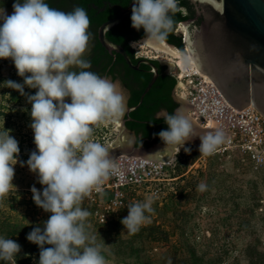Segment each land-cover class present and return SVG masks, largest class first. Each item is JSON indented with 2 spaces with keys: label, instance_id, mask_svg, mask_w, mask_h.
Listing matches in <instances>:
<instances>
[{
  "label": "clouds",
  "instance_id": "1",
  "mask_svg": "<svg viewBox=\"0 0 264 264\" xmlns=\"http://www.w3.org/2000/svg\"><path fill=\"white\" fill-rule=\"evenodd\" d=\"M12 9L8 14L0 6V60H11L23 82L8 80L4 85L26 95L31 104L30 128L36 150L20 163L37 175L42 191L33 186L32 199L50 214L26 239L40 250L38 264H107L95 238L86 232L84 221L90 212L81 204L115 171L108 149L91 137L94 126L124 117L126 90L120 81L90 70V19L84 8L63 11L47 0H14ZM182 11L178 0H132L131 27L143 29V43L159 46L173 30V15ZM26 87L35 89V94H26ZM188 112L186 106H180L172 113L161 109L156 114L167 125L158 133L164 148L148 157L165 163L164 157H176L181 149L190 152L185 145L196 137L200 154L208 157L225 142L222 130L197 132ZM19 153V142L3 127L0 197L14 188ZM205 188L203 183L199 185L200 191ZM152 204L148 198L127 207L128 214L120 223L128 234H136L149 221L146 213H153ZM20 251L15 240L0 236V264H17Z\"/></svg>",
  "mask_w": 264,
  "mask_h": 264
},
{
  "label": "rangeland",
  "instance_id": "2",
  "mask_svg": "<svg viewBox=\"0 0 264 264\" xmlns=\"http://www.w3.org/2000/svg\"><path fill=\"white\" fill-rule=\"evenodd\" d=\"M183 26L178 33H183ZM182 36L186 41L185 35ZM133 47L134 57L169 65L143 41L133 43ZM169 73L177 78L176 69ZM8 80L23 82L11 60H0V131L3 127L9 131L20 148L14 166V188L0 197V236L21 246L17 264H38L39 251L12 234L16 227L43 225L49 213L37 207L32 199L33 186L42 191L37 175L20 163L26 162L36 150L30 128L31 104L26 95L4 85ZM35 92L25 88L28 95ZM191 112L187 113L189 118L201 128L195 117L190 116ZM105 124L106 141L110 143L116 130L115 140L120 136V129L115 122ZM199 145L186 144L190 152L181 149L167 162L166 178L171 181L163 190L164 198L153 200L154 211L146 213L149 221L136 234H128L120 221L127 216L130 204L148 199L141 189L131 191L125 209L109 214L105 223L100 224L92 214L86 218V232L95 238V246L100 248L107 264H180L184 259L185 264H194L186 254L187 245L205 255V259L213 258L221 264H247L243 251L254 241H260L257 245L264 251V161H253L233 149L205 157L198 151ZM201 183L206 185L204 191L199 190ZM81 207L89 208L84 201Z\"/></svg>",
  "mask_w": 264,
  "mask_h": 264
},
{
  "label": "water",
  "instance_id": "3",
  "mask_svg": "<svg viewBox=\"0 0 264 264\" xmlns=\"http://www.w3.org/2000/svg\"><path fill=\"white\" fill-rule=\"evenodd\" d=\"M190 1L196 5L197 10H200L199 14H202L204 18V22L194 29L191 35L187 32L188 47L198 71L208 76L226 101L238 112L248 105H252L264 117V0ZM131 8L132 3L127 9L122 10L117 18L101 25L97 32V38L106 51L121 55L128 66L137 71L141 62L133 65L124 49L106 38V33L109 30L131 16ZM5 9L8 14L13 11V9ZM178 35L182 37L184 43L183 53L187 55V42H184L181 33ZM165 44L168 45L166 42ZM168 46L173 50V46ZM155 47L174 57L161 44ZM149 61L146 59L142 63L151 66ZM163 67L166 68L167 73L172 70L169 65ZM152 70L153 77L141 94L138 105L128 109L127 113L141 105L144 97L156 82L157 70L154 67H152ZM123 88L125 89L124 86ZM179 102L178 107L186 106L189 112L193 111L187 102L181 99ZM112 122L117 123L120 129V136L106 147L114 160L120 155L140 156L154 160L148 156L162 151L164 148V144L157 145L149 150L145 149L144 146H140L134 150L135 153H129L127 149L133 143V137L121 127L120 121ZM195 126L197 132L199 130L215 131L201 129L196 124ZM194 140H197V142L190 140L187 144L192 143L198 147L200 144L199 138L196 137ZM163 159L166 163L172 157L170 159L164 157Z\"/></svg>",
  "mask_w": 264,
  "mask_h": 264
},
{
  "label": "trees",
  "instance_id": "4",
  "mask_svg": "<svg viewBox=\"0 0 264 264\" xmlns=\"http://www.w3.org/2000/svg\"><path fill=\"white\" fill-rule=\"evenodd\" d=\"M47 2L51 7L63 11H71L77 6L86 10L90 19V27L88 31L91 33V38L89 41L90 51L87 53V59H89L91 62L90 70L96 72L97 74H99L100 71L101 73H104V71L107 70L105 74L111 76L113 80H115L116 77H120L121 75L120 78L122 79L124 85L131 92L129 106H137L141 94L153 77L152 72H149L150 69L146 65H141L138 71L132 70L125 65L126 63L120 55L116 54L115 52L109 53L106 51L101 46L97 38L99 27L104 23L117 18L122 10H125L129 7V5L132 3V0H47ZM13 3L14 0H0V6L7 9H12ZM180 3L191 9L187 0H182ZM178 6L180 7V5ZM192 16L193 11L191 10L190 14L188 15H183L182 12H177L173 15V30L169 33L166 40L168 45L174 46L179 51L183 52L184 44L182 37L176 36L174 30L180 22L186 21ZM130 17L109 30L106 33V38L111 42L121 46L124 51H126V53L131 56L132 63L137 64L139 59H135L131 54L132 51L128 47V41L132 38L142 37L145 35V33L143 29L139 30V32L132 30ZM150 62L157 68L158 73L160 74L159 79L146 94L138 109H135L131 112L130 117H136L140 120L153 121L156 124H160L162 121L154 120L152 118L153 114H155V112L163 105H165V107L170 111L176 107V105L171 100V94L176 86V81L169 75H162V72L166 68L160 66L157 61L150 60ZM117 72H119L120 75ZM129 127L130 130H134L135 128L134 125H129ZM156 142H161L159 137ZM140 145V142L136 144V146ZM143 146L149 148L151 145L149 143H145ZM88 207V211L93 215V208L90 206ZM119 211H122V209ZM40 226L42 227L43 225ZM33 228L34 227H16L14 228L12 234L17 235L24 243L31 245L35 250L40 251L35 244L30 243L26 239L28 233H30ZM15 232L17 234H15ZM119 244L121 243L116 245ZM257 244H260V241H254L245 247L243 252L247 264H264V251L260 250ZM45 247L48 246L46 245ZM186 254L188 259L193 261L194 264H221V262H218L213 258L205 259V255L198 254L197 250L189 245L186 246ZM185 261L187 260H182L180 264H185Z\"/></svg>",
  "mask_w": 264,
  "mask_h": 264
},
{
  "label": "built area",
  "instance_id": "5",
  "mask_svg": "<svg viewBox=\"0 0 264 264\" xmlns=\"http://www.w3.org/2000/svg\"><path fill=\"white\" fill-rule=\"evenodd\" d=\"M204 87L203 80L200 77H194L186 89V100L193 110L191 115L200 123L202 129L208 127V122L207 118L200 116L198 107H202L207 113V117L210 118L211 109L214 106L208 89ZM181 92L179 89L178 97ZM219 118L215 119L218 123L217 126L219 125L218 128L214 127L210 130H222L227 137L225 142L218 146L215 153L233 149L253 161H264V117L252 105L238 112L233 122H231L230 116L229 119L222 115ZM117 134L116 130L115 138ZM91 139L105 147L114 141L110 143L106 141L107 125L105 122L94 126ZM114 164L115 171L103 182L100 190L94 189L83 199L88 206L93 208L94 218L100 224L106 222L109 214H115L127 206L131 191L141 189L144 192V197L156 201L164 198L163 190L171 181L166 178L167 162L161 163L144 157L120 155L114 160Z\"/></svg>",
  "mask_w": 264,
  "mask_h": 264
},
{
  "label": "flooded vegetation",
  "instance_id": "6",
  "mask_svg": "<svg viewBox=\"0 0 264 264\" xmlns=\"http://www.w3.org/2000/svg\"><path fill=\"white\" fill-rule=\"evenodd\" d=\"M188 3L190 4V7L191 9L187 8L186 6L182 5L180 2H182V0H178V5H180V8L184 9V11H182V14L183 15H188L190 14V10L193 11V16L186 20V21H183V22H180L176 29L174 30V33L176 36H180L178 35V28L181 26V25H184L183 27H186L187 32L190 33V35L192 34V32L194 31V29L198 28L200 26L201 23L204 22V18H203V15L202 14H199L200 13V10H197V7L195 4H192L190 0H187ZM132 28V27H131ZM132 30L136 31V32H139L135 29L132 28ZM184 33V32H183ZM181 34H182V31H181ZM185 35V33H184ZM145 38V35L142 36V37H137V38H132L131 40L128 41V47L131 49L132 51V55L134 57V50H135V47H133V43H138L140 41H142L143 39ZM185 39H186V35H185ZM184 44V43H183ZM171 46V45H170ZM174 47V46H173ZM175 48V47H174ZM126 53V51H125ZM127 54V53H126ZM119 55V54H118ZM130 59H131V56L129 54H127ZM121 56V55H120ZM122 57V56H121ZM123 58V57H122ZM135 58V57H134ZM124 59V58H123ZM136 59V58H135ZM139 59V62H141L138 66V70L140 68L141 65H146L144 63H142L143 60H146L145 58L143 57H140L138 58ZM125 61V59H124ZM132 61V60H131ZM138 62V63H139ZM150 62V61H149ZM125 65L128 66L127 62L125 61ZM137 63V64H138ZM137 64H133V65H137ZM151 66L149 65H146L149 67V72H152L153 73V70H152V67L156 68L155 65H153L151 62H150ZM160 65V64H159ZM161 66V65H160ZM129 67V66H128ZM130 68V67H129ZM137 70V71H138ZM157 70V68H156ZM100 71V70H99ZM98 71V73H99ZM105 72H107V70L104 71V73H99V75L101 76H105V77H109L113 80V78L111 76H109L108 74L106 75ZM119 75L120 73L117 72ZM162 75H169L172 77V75H170V73H167L166 72V69L162 72ZM159 76L160 74L158 73V70H157V79L156 81L159 79ZM121 77V75H120ZM120 77H116L115 80H118L120 81V83L125 87V90H126V93H127V108H126V113L124 115V117L120 120V125L121 127L127 131L129 134H131V136L133 137V143L131 144L130 148L127 149V152L129 153H135L134 150L138 149L140 146H143V144L145 143H149L151 146L149 148H146L145 149H151L152 147H155L157 145H163V142H156V140L158 139V133L162 130H165V128H167V125L166 123L164 122L163 118H160V119H157L156 118V114L161 110V109H166L169 113H172L180 104V98L172 92L171 94V100L172 102L176 105V107L174 109H172V111H170L169 109H167L165 107V105L161 106V108L159 110H157L155 112V114H153V119L154 120H161L162 122L160 124H156L154 123L153 121H147V120H140L139 118H136V117H130V114L131 112L127 113L128 109H131V108H134V107H131L129 106V99H130V96H131V92L130 90L124 85L122 79ZM114 80V81H115ZM179 100V101H178ZM138 109V108H137ZM140 113V112H139ZM191 116V114H190ZM129 125H134V130H130L129 128ZM145 135H148V136H145ZM193 142H197V140H194V138L192 139ZM140 142V146H136V144ZM156 142V143H155ZM191 145H193L192 143H190Z\"/></svg>",
  "mask_w": 264,
  "mask_h": 264
},
{
  "label": "bare ground",
  "instance_id": "7",
  "mask_svg": "<svg viewBox=\"0 0 264 264\" xmlns=\"http://www.w3.org/2000/svg\"><path fill=\"white\" fill-rule=\"evenodd\" d=\"M185 35H186V42H187V33L186 29H183ZM147 46L155 51L156 54H158V58L162 59L164 63L169 64L172 68L176 69L178 71V77H177V89L179 88L181 92V95H179V98L183 101H187L186 99V89L188 85H190L192 79L194 77H200L203 80V85H205L204 88L208 89V93L211 97V100L214 102V106L211 109V115L210 118L207 117V113L204 112L202 107H198V110L200 112V116L207 118L208 127H205V130H210L211 128L217 127V122L215 119H220L219 116L222 115L227 117L231 122L235 120V117L238 114V111L234 109L222 96V94L219 92V90L215 87V85L212 83V81L208 78V76L200 73L195 66V63L193 61L192 55L190 54V50L188 47L187 42V50L188 53L185 55L184 53H181L180 51L173 48V51L168 45L165 43H162V47H164L166 50H168L170 53L174 55L171 56L168 53L164 52L163 50L146 43ZM186 82V84H185ZM249 106V105H248ZM226 111V112H225ZM225 112V113H224ZM224 113V114H223ZM212 116V117H211ZM214 118L212 121L211 119ZM118 126V125H117ZM207 128V129H206ZM151 160V159H150ZM155 161V160H153Z\"/></svg>",
  "mask_w": 264,
  "mask_h": 264
}]
</instances>
